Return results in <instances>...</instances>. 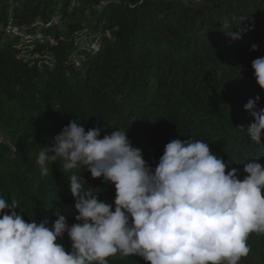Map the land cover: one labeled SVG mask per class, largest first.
I'll use <instances>...</instances> for the list:
<instances>
[{
  "label": "trees",
  "instance_id": "1",
  "mask_svg": "<svg viewBox=\"0 0 264 264\" xmlns=\"http://www.w3.org/2000/svg\"><path fill=\"white\" fill-rule=\"evenodd\" d=\"M261 56L264 0H0V196L26 222L51 225L54 208L78 223L68 184L79 169L65 171L58 158L42 176L36 163L69 120L99 127L100 138L127 130L153 168L173 139L209 143L243 179L245 163L264 166V130L257 145L244 108L256 95L264 108L251 68ZM81 176L113 203L111 183L84 167ZM58 242L71 249L66 233ZM248 244L239 264H264V235ZM108 260L149 264L136 255Z\"/></svg>",
  "mask_w": 264,
  "mask_h": 264
},
{
  "label": "clouds",
  "instance_id": "2",
  "mask_svg": "<svg viewBox=\"0 0 264 264\" xmlns=\"http://www.w3.org/2000/svg\"><path fill=\"white\" fill-rule=\"evenodd\" d=\"M251 68L264 90V56ZM259 100L256 95L244 105L253 118L247 134L257 145L264 130ZM126 131L111 130L100 138L99 127L85 131L69 120L36 163L42 176L58 158L65 171L79 169L68 184L78 223L69 225L54 208L48 210L57 217L51 225L47 217L26 222L17 203L0 196V264H109L117 254L136 255L149 264H239L248 256L249 236L264 235V166L250 160L239 179L240 169L226 172L228 164L209 143L187 138L166 143L153 168ZM82 167L114 186L112 204L84 187ZM65 233L69 251L58 242Z\"/></svg>",
  "mask_w": 264,
  "mask_h": 264
},
{
  "label": "built area",
  "instance_id": "3",
  "mask_svg": "<svg viewBox=\"0 0 264 264\" xmlns=\"http://www.w3.org/2000/svg\"><path fill=\"white\" fill-rule=\"evenodd\" d=\"M4 25V23H1V27ZM14 35H18V34H15ZM88 42H86V39H80V45H86Z\"/></svg>",
  "mask_w": 264,
  "mask_h": 264
},
{
  "label": "bare ground",
  "instance_id": "4",
  "mask_svg": "<svg viewBox=\"0 0 264 264\" xmlns=\"http://www.w3.org/2000/svg\"><path fill=\"white\" fill-rule=\"evenodd\" d=\"M9 28V26H7V29Z\"/></svg>",
  "mask_w": 264,
  "mask_h": 264
}]
</instances>
